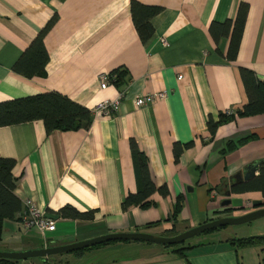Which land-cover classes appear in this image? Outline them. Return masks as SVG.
Listing matches in <instances>:
<instances>
[{"label": "crops", "instance_id": "crops-1", "mask_svg": "<svg viewBox=\"0 0 264 264\" xmlns=\"http://www.w3.org/2000/svg\"><path fill=\"white\" fill-rule=\"evenodd\" d=\"M131 1L0 0V102L50 91L90 110L105 100L119 102L113 113H93L88 128L47 131L41 119L0 127V156L16 160L15 193L23 205L33 198L47 216L58 215L52 218L56 230L46 238L23 228V210L7 219L0 250L57 246L110 232L177 235L226 216L217 212L226 207L222 203L233 175L264 159V114L237 115L215 134L208 127L210 119L247 104L241 66L264 80V0H138L163 8L151 18L154 33L147 41L134 24ZM242 2L249 9L231 60L232 28L226 34L214 26L218 36L211 28L234 20ZM42 33L49 56L46 74L28 77L15 66ZM120 67L127 70L122 99L114 84L100 85L101 74ZM156 92L166 96L135 104L137 96ZM251 135L255 138L247 144L223 152L228 141ZM133 141L147 157L153 182L166 185L169 195L157 191L147 199L148 207L124 209L126 197L141 187ZM190 142L176 159L175 145ZM224 183L223 192L219 187ZM232 197L264 201L260 191ZM179 201L181 210L170 220ZM65 206L94 210L95 217H65L59 212ZM219 231L187 242L193 247L184 257L174 252L176 247L119 241L39 264H264L260 247L236 248L229 242L233 237Z\"/></svg>", "mask_w": 264, "mask_h": 264}, {"label": "trees", "instance_id": "trees-1", "mask_svg": "<svg viewBox=\"0 0 264 264\" xmlns=\"http://www.w3.org/2000/svg\"><path fill=\"white\" fill-rule=\"evenodd\" d=\"M249 5L242 2L239 6L237 17L234 20H227L224 23H214L212 25V32L215 36L214 26L220 27V32L228 33L232 28V44L228 57L231 60L235 59L240 39L245 27L247 13ZM163 10L161 6L147 5L138 0L131 1V12L134 24L139 32V35L143 41H147L154 33V28L151 23V18L160 13ZM43 35L39 36L32 42L29 48L25 51L23 57L16 64L15 70L28 77L43 76L46 74V65L49 59L47 50L44 45ZM241 78L248 96V102L242 109H235L236 114L227 115L222 112L220 119L215 121L210 119L208 122L209 130L212 134L216 133L217 128L233 117L239 116H254L258 114H264V80L259 79L256 72L250 68L240 67ZM113 78V83L119 88L121 93L126 92V88L123 86L127 83V70L124 68H118L109 72ZM93 110L79 104L66 95L58 92L50 91L27 97H21L14 100H8L0 102V127L17 123H23L34 120H43L47 131L53 129L61 130H77L81 128H88L91 125L93 119ZM255 138V135L241 138L237 141L230 140L227 143V147L223 152L234 150L240 146H243ZM193 142L181 145H175V157L179 159L182 151L185 147H190ZM132 148L137 158V167L140 173L141 187L136 193L129 194L123 202V208L127 209L132 205H139L141 207H148L150 201L147 199L155 192H159L163 196L169 195V188L166 185L157 187L151 178V174L148 167V160L145 154L138 150V146L135 141L132 142ZM16 164V160L13 158H5L0 156V241L3 240V233L5 227V221L7 219H13L23 208L22 200L15 193L17 186V179L14 177L13 168ZM259 174L255 177L240 182L232 187L234 193H245L249 191H260L264 196V162L259 166ZM227 188V183H224L219 187V190ZM182 207V202L179 201L173 211V215L170 220L175 219L178 216ZM235 208L230 206L224 207L218 211L219 214H231ZM60 214L65 217L89 220L95 217V211L90 210L86 212L79 211L73 206H65L60 211ZM219 218V217H218ZM213 220V219H212ZM160 221L149 224L150 226L160 224ZM222 227H218L212 230H208L204 233L209 234L220 230ZM119 241L131 242L133 240H115L105 242L92 247H87L81 250L73 251L75 255H81L84 252L103 247L109 244H113ZM229 242L236 248H245L251 246L264 245V234L258 236H249L241 238H230ZM187 240L176 245H165V247H176L175 253L185 256V250L193 246H185ZM52 256L48 257L51 259ZM20 261L11 260L6 258H0V264H16ZM45 264H52L50 261H46Z\"/></svg>", "mask_w": 264, "mask_h": 264}, {"label": "water", "instance_id": "water-1", "mask_svg": "<svg viewBox=\"0 0 264 264\" xmlns=\"http://www.w3.org/2000/svg\"><path fill=\"white\" fill-rule=\"evenodd\" d=\"M264 162V159H258L254 162L248 164L243 172H238L233 175L231 186L228 190L225 191L226 199L223 201V206H230L235 209L244 208V199L239 197H232L233 191L232 188L234 185L249 180L257 175L260 164ZM253 207L257 208L253 211L247 212L239 216H222L215 218L203 224H200L196 227L190 228L182 233H179L174 236H162L155 235L149 232L144 231H135V232H110L104 235L96 236L93 238L80 240L77 242L57 245V246H46L43 248L28 249L21 251H2L0 250V258H6L11 260H26L33 257L48 258L50 256L57 255L59 253L73 252L81 250L87 247H92L98 244L105 242L115 241V240H133V241H145L152 242L162 245H176L180 244L192 237H195L201 233H204L208 230H212L218 227L226 226L229 224H240L253 221L255 219L261 218L264 216V201L262 200H253ZM50 218L57 219L58 215L49 214ZM53 262V259H51Z\"/></svg>", "mask_w": 264, "mask_h": 264}, {"label": "built area", "instance_id": "built-area-1", "mask_svg": "<svg viewBox=\"0 0 264 264\" xmlns=\"http://www.w3.org/2000/svg\"><path fill=\"white\" fill-rule=\"evenodd\" d=\"M113 83V78L109 74V72H105L100 75V85L101 88H106L109 84ZM124 93H121V99L123 98ZM166 96L165 92H156V93H148L143 96H137L135 99V104L137 106H143L148 103H153L158 99H161ZM119 105L117 101H109L105 100L100 102L95 108L94 112H103L104 114L113 113L117 110ZM227 115L236 114V110L234 108L227 109L224 111ZM21 222L23 228L27 232H31L32 230H37L40 232L45 238L49 232H53L56 230V221L47 216V213L33 198L26 199L24 201V208L21 214Z\"/></svg>", "mask_w": 264, "mask_h": 264}, {"label": "rangeland", "instance_id": "rangeland-1", "mask_svg": "<svg viewBox=\"0 0 264 264\" xmlns=\"http://www.w3.org/2000/svg\"><path fill=\"white\" fill-rule=\"evenodd\" d=\"M222 191L224 192L225 189H222ZM252 202H253V200L244 199V204H245L244 208H242V209H235V210H239L241 212L242 211H246L245 213L250 212V211H253V208L254 207H253ZM233 212L231 214H226V216H228V215L233 216L232 215ZM218 231H216V232H218ZM220 231H222L223 234H228V235L230 234L231 237H234V238H241V237H249V236L263 235L264 234V216L261 217V218L255 219L253 221L246 222V223L226 225L225 227L221 228ZM210 235H211V233H209V234H203V235H200V236H195V237H192V238L188 239L187 242H191L192 240H196V238H198V237H208ZM156 246H161V245L157 244ZM257 247H260V248H257L258 249V252L261 255L264 254V251L262 250L263 247H261L260 245L257 246ZM2 251H5V250H2ZM126 253L127 254H130V255H133V254L136 253V251L135 250H129V251H126ZM58 256L60 258H62V256H63V258H66V256H74V254L72 252H65V253H59V254H57L56 255V258H58ZM26 260H31L30 262L32 264H39V262H42L44 260V258H41V257H33V258L26 259ZM20 261H23V260H20ZM28 264H30V263H28ZM56 264H61V262H58L57 261Z\"/></svg>", "mask_w": 264, "mask_h": 264}, {"label": "flooded vegetation", "instance_id": "flooded-vegetation-1", "mask_svg": "<svg viewBox=\"0 0 264 264\" xmlns=\"http://www.w3.org/2000/svg\"><path fill=\"white\" fill-rule=\"evenodd\" d=\"M257 209V208H254V210Z\"/></svg>", "mask_w": 264, "mask_h": 264}]
</instances>
